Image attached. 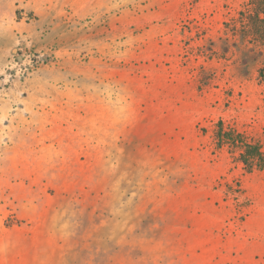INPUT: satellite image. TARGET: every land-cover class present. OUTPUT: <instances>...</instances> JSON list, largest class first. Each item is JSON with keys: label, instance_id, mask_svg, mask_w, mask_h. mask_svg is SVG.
Returning a JSON list of instances; mask_svg holds the SVG:
<instances>
[{"label": "rangeland", "instance_id": "1", "mask_svg": "<svg viewBox=\"0 0 264 264\" xmlns=\"http://www.w3.org/2000/svg\"><path fill=\"white\" fill-rule=\"evenodd\" d=\"M248 0H0V264H264Z\"/></svg>", "mask_w": 264, "mask_h": 264}, {"label": "trees", "instance_id": "2", "mask_svg": "<svg viewBox=\"0 0 264 264\" xmlns=\"http://www.w3.org/2000/svg\"><path fill=\"white\" fill-rule=\"evenodd\" d=\"M239 13L241 35L249 38V43L253 44L261 58L258 72L264 82V0H248L245 8ZM215 140L217 148L226 146L230 153L235 154V160L247 171L264 169V138L262 140L245 131L224 126V122L219 120Z\"/></svg>", "mask_w": 264, "mask_h": 264}]
</instances>
